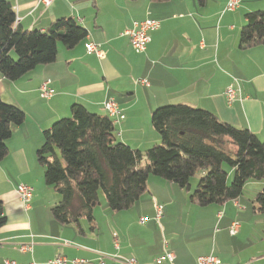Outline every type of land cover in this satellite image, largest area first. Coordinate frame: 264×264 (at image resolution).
<instances>
[{"label":"crops","instance_id":"0c3cea01","mask_svg":"<svg viewBox=\"0 0 264 264\" xmlns=\"http://www.w3.org/2000/svg\"><path fill=\"white\" fill-rule=\"evenodd\" d=\"M8 1L23 29L45 32L54 19L71 17L88 33L72 48L57 44L54 62L38 65L17 80L0 75L2 100L25 113L24 121L12 126L7 154L0 160V200L6 216L0 227V264L5 259L46 264L56 255L82 258L85 264H123L118 258L129 257L138 264H158L155 258L165 250L174 252V264H195L198 256L208 254L218 257L221 264H264L261 224L256 229L240 219L238 232H228L234 217L245 214L241 198L230 200V205L216 204L222 209L210 210L206 220L200 218L202 213L196 208L200 206L189 200L188 209L201 214L186 218L191 229L196 228L181 231L174 226L176 216L170 210H176L174 196L184 189L164 178H152L131 207L112 211L105 198L99 197L92 223L82 217L78 225L61 224L50 211L60 195L44 182L43 168L36 160L43 131L68 116L73 103L106 115L103 101L109 97L124 114L115 124V138L133 149L143 151L160 142L151 113L176 103L206 109L224 122L264 136V46L242 49L238 44L245 13L263 9L264 0H241L233 10L225 9L227 0H204L203 4L197 0H125L130 5L120 23L114 14L124 10L120 0H54L47 7L38 0ZM147 17L157 19L159 26L150 31L146 49L136 53L121 33L133 21ZM89 41L100 45L101 57L86 52L84 44ZM45 79H50L54 90L48 99L39 96ZM139 79H146L147 84ZM229 85L239 89L231 101L225 95ZM19 184L33 188L28 202L18 195ZM246 186L254 194L263 190L264 182L248 180ZM155 203L164 206L158 220ZM141 217H146L143 223ZM195 235L198 240L190 241Z\"/></svg>","mask_w":264,"mask_h":264},{"label":"trees","instance_id":"16d2710c","mask_svg":"<svg viewBox=\"0 0 264 264\" xmlns=\"http://www.w3.org/2000/svg\"><path fill=\"white\" fill-rule=\"evenodd\" d=\"M15 18L11 2L0 0V75L8 81L54 62L58 43L72 48L88 33L71 17L54 19L45 32L23 29ZM245 18L239 47L264 46V8L245 13ZM24 118L21 108L0 96V160L7 154L12 126ZM150 122L160 143L143 151L117 141L113 120L80 103H73L68 116L43 131L36 160L43 168L44 182L60 195L50 208L55 220L78 225L84 217L92 223L99 190L112 211L127 209L144 193L149 176L189 191L190 178L199 172L189 200L200 207L235 200L248 180L264 179V138L252 131L182 103L155 108ZM253 203L254 211L264 210V189ZM5 222L0 200V227Z\"/></svg>","mask_w":264,"mask_h":264},{"label":"built area","instance_id":"2783aa9c","mask_svg":"<svg viewBox=\"0 0 264 264\" xmlns=\"http://www.w3.org/2000/svg\"><path fill=\"white\" fill-rule=\"evenodd\" d=\"M54 0H38L44 6H49ZM241 0H227L225 4L226 10H233L239 4ZM19 18L16 15L15 21L18 22ZM159 26V21L154 18H144L141 20H135L132 22V25L126 28L121 34L126 36L129 40V43L132 49L136 53H141L146 49L147 43L150 41V31L157 29ZM85 50L87 53H93L97 57H101L103 52L100 48V45L96 42L89 41L84 44ZM235 80V79H234ZM236 81V80H235ZM139 82L142 84H147L146 79H139ZM54 93V90L51 86L50 79H45L41 82L39 86V96L44 99L50 98ZM239 93V89L234 88L232 85H229L226 88L225 95L228 101H231L235 98L236 94ZM103 108L107 112V115L113 120L114 124L118 123L121 119L124 118V114L118 108L113 97H109L103 101ZM33 188L26 184H19L17 187V193L20 196L23 202H28L32 196ZM155 218L158 220L163 215V206L161 204L155 203ZM222 211L217 213L218 216H221ZM146 220V217H141L139 221L143 223ZM240 228V224L237 221H232L228 226V232L230 235H235ZM116 240V238H115ZM66 244V242H65ZM164 247L167 246V242L164 241ZM29 249L28 246H23V249ZM175 255L171 250H165L161 255L155 258V261L160 264L164 261L169 264H174ZM123 264H138L134 258H118ZM86 260L82 258H72L69 259L64 255H56L53 258L48 259L46 264H85ZM5 264H18L13 260H4ZM27 264H36L35 262H29ZM195 264H221V261L218 257L208 254L200 255L197 257Z\"/></svg>","mask_w":264,"mask_h":264},{"label":"rangeland","instance_id":"374dc122","mask_svg":"<svg viewBox=\"0 0 264 264\" xmlns=\"http://www.w3.org/2000/svg\"><path fill=\"white\" fill-rule=\"evenodd\" d=\"M120 1L123 4L122 7L124 10H122V9L121 10H115V13H114L116 16L115 18L119 21V23H120V21L126 19L125 7L127 5H130V3L128 1H125V0H120ZM113 24H115V23L113 22ZM58 44L60 45L61 43H58ZM263 138H264V136L260 137L261 140ZM231 174H232L231 172L228 173V184L231 182V178H232ZM198 175H199V172H196L190 178V189H189V191H186V189H184L185 191L182 190L180 194H175V196H174V205L173 206L175 207L176 210L173 209V210H170V212L172 215L176 216V217H173V218H175V223H176L174 226H177L178 229H180L181 231L184 229L188 231V230H192L193 228H196L195 225H193L192 229H191V223H190V221L186 220V218L187 219H192L193 217L196 218L202 213L200 218L202 220H206L208 218V212H210V210H215L216 206H219V208L222 209V205H216V204H209V205L204 206V207H196V208H198L197 209L198 212H201L200 214L199 213L197 214V212L190 211L188 209V204L190 202L189 197H190L191 193L193 192V190L195 189L197 182L199 181ZM152 178H155L157 180H163L161 177H158V176H149L147 181L149 182L150 180H152ZM43 180H44V177H43ZM260 181L264 182V179L260 180ZM175 188H177V187H175ZM262 189H264V188H262ZM177 190H179V188H177ZM260 191L261 190H259L258 192L254 193V194H251V187H249V186H246L245 188L243 187L242 193L238 198H241L242 203H244V202L246 203V210L242 209L243 211L241 210V212H245V214L241 213L240 216L234 217L235 221H237L238 223H241L240 219H244V220H247V223H249L252 228L258 229L260 224L262 225V227H264V210L254 211L253 207H252L253 206L252 201H254L256 194L259 193ZM99 197L102 200H104L103 199L104 194H103L102 190L98 191V198ZM98 203H99V201H98ZM162 203H160V204H162ZM226 203L229 205L232 204V202L230 200L226 201L225 204ZM242 203L240 204V206L243 205ZM162 206H163V204H162ZM96 207L98 208V204L96 205ZM163 209H164V206H163ZM186 211L189 213H187ZM228 214H229V210L226 211V215H228ZM184 222H187L188 224L186 225ZM197 240H198L197 235H195L194 238H192L190 241L195 242Z\"/></svg>","mask_w":264,"mask_h":264}]
</instances>
